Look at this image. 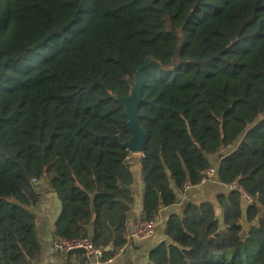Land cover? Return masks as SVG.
Here are the masks:
<instances>
[{
  "label": "trees",
  "instance_id": "obj_1",
  "mask_svg": "<svg viewBox=\"0 0 264 264\" xmlns=\"http://www.w3.org/2000/svg\"><path fill=\"white\" fill-rule=\"evenodd\" d=\"M148 56L141 219L211 166L232 188L170 214L146 264H264V0H0V264L40 260L41 184L61 204L54 234L103 261L138 241L116 96Z\"/></svg>",
  "mask_w": 264,
  "mask_h": 264
},
{
  "label": "crops",
  "instance_id": "obj_2",
  "mask_svg": "<svg viewBox=\"0 0 264 264\" xmlns=\"http://www.w3.org/2000/svg\"><path fill=\"white\" fill-rule=\"evenodd\" d=\"M140 155L141 154L131 153V161H129L133 174L132 190L134 197V202L129 214V228L135 220L141 218L142 214L144 186L142 173L138 165ZM47 188V185L41 184V189H37L41 192L42 196L40 202L33 208V212L37 216V236L42 248L41 258L35 264H81V258L77 255L79 253L65 254L55 252L52 248L54 223L61 211V204L55 193ZM227 189H230L229 185H224L217 180L210 181L206 184L191 186L179 194V200L176 204L170 207H163L160 210L158 216L160 226L151 238L145 241L129 242V244L124 246L121 252L116 256L98 264H146L148 262L150 250L165 239L166 223L170 214L180 213L184 205L191 200H214L217 194L225 192Z\"/></svg>",
  "mask_w": 264,
  "mask_h": 264
},
{
  "label": "built area",
  "instance_id": "obj_3",
  "mask_svg": "<svg viewBox=\"0 0 264 264\" xmlns=\"http://www.w3.org/2000/svg\"><path fill=\"white\" fill-rule=\"evenodd\" d=\"M218 166H211L204 171V176L200 184H206L210 181L216 180ZM185 190L191 187L189 183H185ZM232 188V186H230ZM242 198L246 203H252L254 199L246 192L242 191ZM160 226L159 218L155 219H137L128 229L129 238L136 239L138 241H145L151 238L158 227ZM52 248L55 252H61L70 254L75 249H83L87 258L86 264H98L103 261L104 248L96 246L90 238L80 237L73 239H64L63 237L54 234L52 237Z\"/></svg>",
  "mask_w": 264,
  "mask_h": 264
},
{
  "label": "water",
  "instance_id": "obj_4",
  "mask_svg": "<svg viewBox=\"0 0 264 264\" xmlns=\"http://www.w3.org/2000/svg\"><path fill=\"white\" fill-rule=\"evenodd\" d=\"M153 60H155L154 57L148 56L145 59L143 65L138 68L135 73V83L132 87L131 93L128 96H116L117 99L124 105L128 117L129 128L132 133L130 139L124 143L130 153L141 154L147 141V133L138 120V109L142 100L143 70ZM84 252L85 251L83 249H75L71 251V253Z\"/></svg>",
  "mask_w": 264,
  "mask_h": 264
}]
</instances>
